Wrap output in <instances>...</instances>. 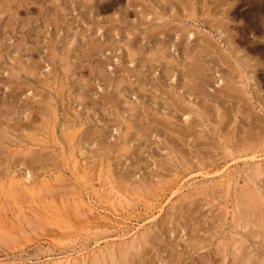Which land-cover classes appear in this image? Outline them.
<instances>
[{
	"label": "rangeland",
	"instance_id": "rangeland-1",
	"mask_svg": "<svg viewBox=\"0 0 264 264\" xmlns=\"http://www.w3.org/2000/svg\"><path fill=\"white\" fill-rule=\"evenodd\" d=\"M182 1L0 0V264H264V0Z\"/></svg>",
	"mask_w": 264,
	"mask_h": 264
},
{
	"label": "bare ground",
	"instance_id": "bare-ground-1",
	"mask_svg": "<svg viewBox=\"0 0 264 264\" xmlns=\"http://www.w3.org/2000/svg\"><path fill=\"white\" fill-rule=\"evenodd\" d=\"M129 2V7H133L132 9H129L128 8V6H126L127 7V14L129 15V14H131V13H133L134 11H137V15L138 14H140V21L138 22V23H136V25H133V23H130L129 22V24H131L132 25V28H135V27H137V28H141V26H144L143 24H146V23H151L154 19H156V18H158L159 20H163V15H160L159 14V16L158 17H153V18H149V15L147 14V12H146V8H145V5L143 6V1L144 0H128ZM158 1V0H157ZM166 1V0H165ZM182 1V0H181ZM183 2V1H182ZM5 3V2H4ZM105 3V2H104ZM171 3V2H170ZM95 5V4H94ZM163 7H162V11H165V4L163 3V5H162ZM105 7V6H104ZM168 7V6H167ZM106 8V7H105ZM153 8V7H152ZM161 8V7H160ZM7 11V10H6ZM141 11H143L142 13H141ZM183 13V12H182ZM61 14V13H60ZM134 14H136V13H134ZM185 15V14H184ZM62 16V15H61ZM60 16V17H61ZM151 17V16H150ZM135 19V18H134ZM165 20V19H164ZM167 20V19H166ZM201 20V19H200ZM119 21V20H118ZM166 22V21H165ZM138 24V25H137ZM181 24V23H180ZM130 25V26H131ZM159 25V24H158ZM157 25V26H158ZM162 25V24H161ZM119 26V25H118ZM110 28V27H109ZM153 28H155V27H152V33H153ZM157 28V27H156ZM156 28L154 29V31L156 30ZM161 28V27H160ZM187 28V27H186ZM185 28V29H186ZM148 29V28H147ZM175 29V28H174ZM180 29H184V28H180ZM158 30V29H157ZM161 30V29H160ZM165 30V34L163 33V35H165V38H166V36H167V32H169L170 30H171V28H167V29H164ZM105 31H106V29L104 30H102V35H103V37L104 36H106V34H105ZM150 32V33H151ZM149 33V32H148ZM183 33H184V31H181L180 32V34H178V39L179 40H181V38H182V36H183ZM155 34V33H154ZM89 35V34H88ZM135 35V34H134ZM149 35V34H148ZM152 35V34H151ZM193 35V34H192ZM191 35V36H192ZM113 36V35H112ZM173 36V35H172ZM194 36V35H193ZM151 37V36H150ZM189 37V36H188ZM106 38V37H105ZM164 39V38H163ZM92 40V39H91ZM167 41V40H166ZM171 42V41H170ZM106 43V42H105ZM109 44V43H108ZM179 45H180V43H179ZM36 46V45H35ZM88 46V48H87V50L85 51V53H86V55L87 56H89V55H93V54H95V56L97 55V56H102L103 54L104 55H106L105 54V51H106V45H103V44H101V45H99V44H91V45H87ZM36 48V47H35ZM111 49V48H110ZM84 52V51H83ZM130 52V51H129ZM163 52H164V49H163ZM203 52V51H202ZM84 53V54H85ZM103 53V54H102ZM140 53V52H139ZM161 53V52H160ZM34 54V53H33ZM154 54V53H153ZM162 54V53H161ZM149 56H150V54H149ZM190 56V55H189ZM84 58H85V56H83ZM82 57V58H83ZM90 57V56H89ZM146 57V56H145ZM165 57V56H164ZM118 58H119V60H117L118 61V63L117 64H115V66L113 67V69H112V71H114V72H117V71H120L121 70V68H123V67H121L122 66V64H123V55L121 56L120 55V57L118 56ZM129 60H130V62L132 61V60H134V58H135V56H134V54H131V55H129L128 57H127ZM157 58V60L155 59L154 61H157V62H161V60H162V55L160 56V55H158V57H156ZM195 58V57H194ZM54 59V58H53ZM152 59V58H151ZM165 59V58H164ZM163 59V60H164ZM85 60V59H84ZM147 60V59H146ZM141 62V61H140ZM195 63V62H194ZM155 64H157V63H155ZM196 64V63H195ZM142 65L143 66H146L147 65V62H142ZM101 65L99 64V67H100ZM167 66V65H166ZM190 66H191V64H190ZM194 67V64H193V66H192V69H194L193 68ZM128 71H130V69L131 68H128V67H125ZM188 68H190V67H188ZM124 69V68H123ZM192 69L190 70V71H192ZM195 70V69H194ZM96 71V70H95ZM103 71V70H102ZM196 71V70H195ZM197 74V73H196ZM203 75V74H202ZM32 77V76H31ZM197 77V76H196ZM94 79V80H96V79H98V80H105L104 79V76H103V74H98L97 76L96 75H94V74H91L90 75V78L89 79ZM195 78V77H194ZM120 80V79H119ZM97 81V80H96ZM95 81V82H96ZM118 81V80H117ZM122 80H120V82H118L117 83V88H120L121 87V82ZM129 82V81H128ZM94 83V82H93ZM190 83V82H189ZM127 84V83H126ZM87 85V84H86ZM109 85H111V83H109ZM94 86V85H93ZM116 87V86H115ZM92 90V87H91V84H89L88 86H86V87H84V92L85 93H88L89 91H91ZM146 93V92H145ZM81 94V93H80ZM11 95H12V93H11ZM15 95H18L17 93H15ZM62 96V95H61ZM103 97V96H102ZM49 99H50V97H49ZM81 99H82V97H81ZM48 100V99H47ZM126 100V99H125ZM53 101V100H52ZM64 101V100H63ZM55 102V101H54ZM61 103V102H60ZM139 103V102H138ZM47 104V103H46ZM50 104V103H49ZM114 104V103H113ZM124 104V103H123ZM167 105V104H166ZM13 106H15V105H13ZM117 106H119V105H117ZM125 106V105H124ZM47 110V109H46ZM53 112V111H52ZM70 112V111H69ZM43 113V112H42ZM48 120V119H47ZM67 120V119H66ZM3 126V125H2ZM175 127V126H174ZM5 133V132H4ZM16 133V132H15ZM147 135V134H146ZM42 139V138H41ZM31 140V139H30ZM29 140V141H30ZM140 140V139H139ZM43 144V143H42ZM248 144V143H247ZM11 145V144H10ZM44 156H46V155H44ZM80 156V155H79ZM34 158V157H33ZM31 159L29 162L30 163H32V164H34V163H38V162H40V163H42V161H41V159H38V158H34V159ZM43 158V157H42ZM45 159V158H44ZM43 159V160H44ZM53 160V159H52ZM177 160V159H176ZM28 162V161H27ZM147 167V166H146ZM51 168V167H50ZM59 168V167H58ZM144 169V168H143ZM50 170V169H49ZM256 191V190H255ZM257 193H258V191H257ZM205 194H206V192H205ZM248 194V193H247ZM245 196H246V193H245ZM247 197V196H246ZM241 199V198H240ZM186 200V199H185ZM238 201V200H237ZM249 201V204H250V209H252L251 211L253 212V214H256V212H259L261 209L258 207H255V205L253 204V203H257L258 202V199H256L252 194H249L248 195V197H247V202ZM262 201V200H261ZM259 205V204H258ZM262 205V204H261ZM260 206V205H259ZM260 209V210H259ZM252 212H251V214H252ZM262 212V211H261ZM262 215V214H261ZM255 216V215H254ZM261 218V217H260ZM250 223V222H249ZM243 225V224H242ZM253 227V226H252ZM256 228V227H255ZM247 230V229H246ZM261 230V229H260ZM255 231V230H254ZM262 231V230H261ZM142 235V234H141ZM140 235V236H141ZM258 236V235H257ZM258 238V237H257ZM144 239V238H143ZM207 243V242H206ZM133 247V246H132ZM126 250V249H125ZM241 251V250H240ZM124 254H126V252H122V256H124ZM99 258V257H98ZM103 260V259H102ZM93 261V260H92ZM243 262V261H242ZM244 264H247V263H245V262H243ZM97 264H100L99 262H97ZM112 264H114V263H112Z\"/></svg>",
	"mask_w": 264,
	"mask_h": 264
}]
</instances>
